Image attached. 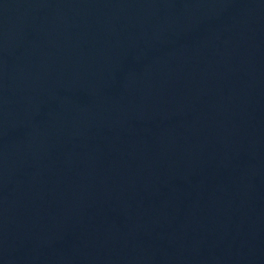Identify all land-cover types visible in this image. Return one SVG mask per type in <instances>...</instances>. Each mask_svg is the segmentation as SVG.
Wrapping results in <instances>:
<instances>
[{
  "label": "water",
  "instance_id": "water-1",
  "mask_svg": "<svg viewBox=\"0 0 264 264\" xmlns=\"http://www.w3.org/2000/svg\"><path fill=\"white\" fill-rule=\"evenodd\" d=\"M0 264H264V0H0Z\"/></svg>",
  "mask_w": 264,
  "mask_h": 264
}]
</instances>
